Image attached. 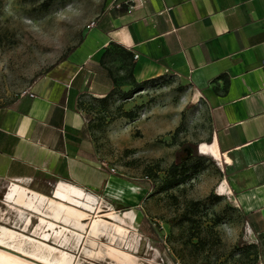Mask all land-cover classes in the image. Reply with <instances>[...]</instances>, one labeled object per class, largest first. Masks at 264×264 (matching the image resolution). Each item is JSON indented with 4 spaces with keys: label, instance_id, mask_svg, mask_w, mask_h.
<instances>
[{
    "label": "crops",
    "instance_id": "0c3cea01",
    "mask_svg": "<svg viewBox=\"0 0 264 264\" xmlns=\"http://www.w3.org/2000/svg\"><path fill=\"white\" fill-rule=\"evenodd\" d=\"M112 45L132 55L135 82L173 77L188 86L185 100L207 110V155L220 165L218 190L223 187L244 215L264 264V0H107L81 45L28 88L35 97L0 109V193L7 186L0 195V247L7 248L6 242L20 247L28 233L77 261L75 247L85 245L86 230L102 238L115 223L120 225L115 232L122 226L127 234L140 229L134 212H145L148 190L100 167L77 108L85 92L99 97L108 92L100 80V58ZM42 206L50 216L29 210ZM97 208L106 220L116 215L123 221L94 220L103 226L93 233L94 221L87 220ZM40 223L41 238L34 234ZM140 242L150 245L145 238Z\"/></svg>",
    "mask_w": 264,
    "mask_h": 264
},
{
    "label": "rangeland",
    "instance_id": "374dc122",
    "mask_svg": "<svg viewBox=\"0 0 264 264\" xmlns=\"http://www.w3.org/2000/svg\"><path fill=\"white\" fill-rule=\"evenodd\" d=\"M46 1L0 0V109L19 99L69 48L84 39L104 3V0H54L46 10L42 7ZM132 61L119 50L106 53L100 61L104 72V79L100 80L108 86L103 96L108 98L102 102L99 99L103 97L85 92L77 108L88 122L99 160L112 168L116 177L144 185L148 190L145 212L139 213V209L134 212L141 227L127 234L123 226L115 232L114 227L120 226L115 223L102 238L86 230L85 245L75 247L80 254L77 261L62 254L66 264H261L258 239L244 215L224 195L223 187L218 190L219 162L200 152L202 145L211 143L207 110L192 105L190 99L185 100L188 86L176 79L159 82L160 87L147 88L132 99L123 100L122 95L132 90L129 77ZM139 106L143 109L136 110L138 119L134 122L121 117L124 111ZM184 149L191 152L185 153ZM175 164L190 168L191 178L183 185L162 191L169 168ZM194 167L198 172L193 174ZM6 187L2 186L0 195L6 192ZM29 210L50 216L44 206L39 211ZM100 210L97 208L88 218L89 224L101 219L109 224L120 222L116 215H109L112 221L106 220V213ZM10 215L18 221L17 215ZM70 224L82 228L74 221ZM41 225L34 230L40 238L44 235L40 233ZM100 226L103 221H94L91 232L95 233ZM49 228L53 230V226ZM123 233L125 237L120 235ZM26 236L20 244L22 255L49 263L53 247ZM139 237L150 245L137 243ZM120 255L128 263H119ZM23 259L4 254L0 247V264H31V260Z\"/></svg>",
    "mask_w": 264,
    "mask_h": 264
},
{
    "label": "trees",
    "instance_id": "16d2710c",
    "mask_svg": "<svg viewBox=\"0 0 264 264\" xmlns=\"http://www.w3.org/2000/svg\"><path fill=\"white\" fill-rule=\"evenodd\" d=\"M53 1L54 0H47L46 2H44L42 4V7L44 9H46V10L49 9V7H50V5H51V3ZM106 1L107 0H104V3H103L102 8H101V11L104 9V6L106 5ZM81 43H82V40H80L77 45L72 46L71 48H69L66 51V53L64 55H62V57L57 62V64H59V63H61L63 61H66L67 58L81 45ZM112 50H119L126 56V58H129V60H131V61L133 60L132 59V55L130 53L126 52L123 48H121L118 45H112L109 49H106L102 55L104 56L106 53H108V52H110ZM103 56H102V59H103ZM102 59L100 61H102ZM131 63L132 64H131V67H130L129 77L131 78V81H132V83H131L132 90L129 91V92H126V93H124L122 95L123 100L132 99L133 95L136 94V93L145 91L147 88L160 87L161 86L160 83L162 84L165 81H169L170 82V80L174 79L173 77H166L165 76V77H159V78L147 80V81L142 82V83H137V82H135V80L133 79V76H132L133 61ZM54 66H52L49 70H51ZM107 98H108V95H106L105 97H103V98H101L99 100L104 102ZM141 109H143V106L136 107L135 110L124 111L122 113L121 117L127 119L128 121L134 122L135 120L138 119V113L136 112V110H141ZM86 123H87V126H88V122L87 121H86ZM193 169H194L193 174L198 172L196 167H194ZM190 171H191V169L188 168V167H185L184 164L171 165V167L169 168V171H168V177L165 180L161 190L162 191H167V190L174 189V188H176V187H178L180 185H183L184 183H186L191 178V174L189 173Z\"/></svg>",
    "mask_w": 264,
    "mask_h": 264
},
{
    "label": "bare ground",
    "instance_id": "6f19581e",
    "mask_svg": "<svg viewBox=\"0 0 264 264\" xmlns=\"http://www.w3.org/2000/svg\"><path fill=\"white\" fill-rule=\"evenodd\" d=\"M209 150H210V147L209 146H207V145H202L201 147H200V152L201 153H203V154H206L207 155V153L209 152ZM117 218V217H116ZM120 222L121 221H123L121 218H117ZM8 235H9V239L11 240V241H15L14 240V237H13V235L12 234H10V233H7ZM21 243H22V241H20ZM4 246L5 247H9V248H13V249H15V250H17V251H20V247H18V246H16V245H14L13 243L11 244V243H9V242H6V243H4ZM14 257V256H13ZM16 258V257H15ZM18 259V258H17ZM21 260V259H20ZM26 264V263H25ZM32 264V263H31ZM46 264H66V260H65V258H64V256L62 255V253H60L59 251H57V250H55L52 254H51V259H50V261H49V263H46Z\"/></svg>",
    "mask_w": 264,
    "mask_h": 264
},
{
    "label": "built area",
    "instance_id": "2783aa9c",
    "mask_svg": "<svg viewBox=\"0 0 264 264\" xmlns=\"http://www.w3.org/2000/svg\"><path fill=\"white\" fill-rule=\"evenodd\" d=\"M23 96H28L30 98H34V94L30 93L28 90H25L21 93V97ZM100 167L103 168V169H106L108 170L111 174L114 173V170L112 168H110L105 162H101L100 163Z\"/></svg>",
    "mask_w": 264,
    "mask_h": 264
},
{
    "label": "water",
    "instance_id": "95a60500",
    "mask_svg": "<svg viewBox=\"0 0 264 264\" xmlns=\"http://www.w3.org/2000/svg\"><path fill=\"white\" fill-rule=\"evenodd\" d=\"M3 252L4 253H6V254H9V255H11V256H14V257H16V258H18V259H22V260H24L23 259V255H21V254H19V253H17V252H15V251H13V250H10V249H7V248H3ZM25 258V257H24ZM30 260V259H29ZM31 263L32 264H40L39 262H37V261H35V260H31Z\"/></svg>",
    "mask_w": 264,
    "mask_h": 264
},
{
    "label": "flooded vegetation",
    "instance_id": "af4514ba",
    "mask_svg": "<svg viewBox=\"0 0 264 264\" xmlns=\"http://www.w3.org/2000/svg\"><path fill=\"white\" fill-rule=\"evenodd\" d=\"M185 153H190L191 151L189 149H184Z\"/></svg>",
    "mask_w": 264,
    "mask_h": 264
}]
</instances>
